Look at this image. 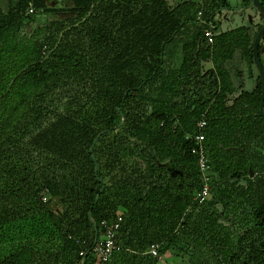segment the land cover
<instances>
[{"label":"trees","instance_id":"trees-1","mask_svg":"<svg viewBox=\"0 0 264 264\" xmlns=\"http://www.w3.org/2000/svg\"><path fill=\"white\" fill-rule=\"evenodd\" d=\"M56 1L0 0V264H96L118 216L101 264H264V15L221 31L225 0Z\"/></svg>","mask_w":264,"mask_h":264},{"label":"built area","instance_id":"built-area-1","mask_svg":"<svg viewBox=\"0 0 264 264\" xmlns=\"http://www.w3.org/2000/svg\"><path fill=\"white\" fill-rule=\"evenodd\" d=\"M32 9H29V12H32ZM201 18V13L199 12L197 15V19L200 20ZM205 37L207 38L209 43H212V31L211 28L205 31ZM206 126V122L204 119H201L197 123V128L198 131L194 135H187L186 138L192 139L196 143V147L193 149V153H195L197 157V164L199 171L202 176V187L201 191L198 194L199 201H205L209 198L210 196V171L211 167L208 162V158L205 153V149L203 147V141H204V135L202 133V129ZM45 199L43 198V201ZM121 222V217L118 216L117 220L110 224V225H104V231L101 234L99 240L96 241L94 248H93V253L96 255L97 259L100 262H106L107 260L111 259V256L113 254L114 248H115V237L117 230L119 228V224ZM157 245H151L149 252L153 256H157ZM82 255V253H80Z\"/></svg>","mask_w":264,"mask_h":264},{"label":"rangeland","instance_id":"rangeland-1","mask_svg":"<svg viewBox=\"0 0 264 264\" xmlns=\"http://www.w3.org/2000/svg\"><path fill=\"white\" fill-rule=\"evenodd\" d=\"M229 9L222 10L221 13L215 16V21L219 23L221 31H228L239 26H250L251 24H258L262 21L259 11L254 7H249L246 5V0H225ZM264 5V0L262 1ZM57 6L66 7L68 3L63 0L56 1ZM46 20L50 21L54 16L44 17ZM259 57L264 69V40L260 41V51ZM209 66V65H207ZM244 77V87L249 90L253 84L249 78V70L245 64H241ZM251 69L253 70L255 76H258V70L253 62L251 63ZM110 260H107L106 263H109ZM160 264H180L177 256L164 255L159 259ZM96 264H101L97 259Z\"/></svg>","mask_w":264,"mask_h":264},{"label":"water","instance_id":"water-1","mask_svg":"<svg viewBox=\"0 0 264 264\" xmlns=\"http://www.w3.org/2000/svg\"><path fill=\"white\" fill-rule=\"evenodd\" d=\"M249 7H254L256 8L258 11H260L263 15H264V5L259 1V0H248ZM264 36V22L262 27L259 29V31L257 32L253 44H252V54H253V62L258 70L259 73V78H260V101H259V113L261 115V117L264 119V69L259 57V50H258V46H259V42L261 40V38ZM250 172V176H253V172L251 169H249ZM94 236H95V241L98 237V230L95 226V230H94ZM84 262V260L82 261V263Z\"/></svg>","mask_w":264,"mask_h":264},{"label":"crops","instance_id":"crops-1","mask_svg":"<svg viewBox=\"0 0 264 264\" xmlns=\"http://www.w3.org/2000/svg\"><path fill=\"white\" fill-rule=\"evenodd\" d=\"M254 79H255V78H254V75H253V79H251V81H252L253 84L251 85V88H250V89H252L253 86H254Z\"/></svg>","mask_w":264,"mask_h":264}]
</instances>
